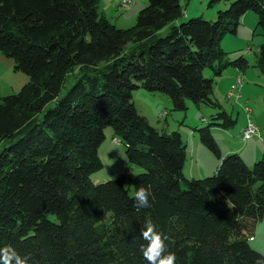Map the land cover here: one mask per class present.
I'll list each match as a JSON object with an SVG mask.
<instances>
[{"label": "trees", "instance_id": "16d2710c", "mask_svg": "<svg viewBox=\"0 0 264 264\" xmlns=\"http://www.w3.org/2000/svg\"><path fill=\"white\" fill-rule=\"evenodd\" d=\"M98 1L0 0V52L29 77L0 97V248L13 247L27 264H148L141 249L150 220L174 264L264 261L249 242L264 218V154L249 165L238 152L223 153L208 124L198 128L200 140L219 163L211 175L187 177L181 133L155 128L133 99L144 87L167 95L173 110L185 112L187 100L210 104L221 126H233L214 77L248 62L230 60L220 41L249 10L264 37V0H208L229 5L215 20L179 24L180 0H148L124 28ZM256 65L264 73V41ZM108 126L139 167L135 176L91 177L103 165ZM140 186L153 192L147 208L134 203Z\"/></svg>", "mask_w": 264, "mask_h": 264}, {"label": "rangeland", "instance_id": "374dc122", "mask_svg": "<svg viewBox=\"0 0 264 264\" xmlns=\"http://www.w3.org/2000/svg\"><path fill=\"white\" fill-rule=\"evenodd\" d=\"M183 6L182 15L177 24L193 17L203 16L209 20H215L219 9L227 8L229 2H219L208 6V0H180ZM148 0H99L98 10L103 13L112 23L118 27H129L135 24L139 11L147 4ZM216 16H212L213 12ZM186 12H188L186 14ZM166 27L162 34H165ZM264 37L257 26L256 14L249 10L245 12L237 27L236 33H227L220 41L221 47L227 52L230 60L239 56L247 59L248 64L244 68H237L229 64L219 76L214 77V96L235 119L233 126L224 128L219 123V109L205 103L197 104L187 100V109L173 110V104L167 95L161 92H151L144 87H138L133 91V99L138 112L146 116L149 122L157 129L167 131L178 130L187 147V156L183 172L185 176L195 178L196 176H207L214 173L219 163L218 157L211 152L200 140L199 127L210 124L213 137L218 143L220 150L226 152H238L252 165L255 160L264 154V73L256 65L259 56L260 45ZM12 58L0 52V97L13 94L29 80L27 74L13 69ZM77 69L68 78L61 94L71 84ZM237 72V73H236ZM207 77L213 76L210 68L204 70ZM240 74L242 84L229 90L236 82V76ZM238 93L242 97L238 99ZM250 108V119L258 127L259 135L249 139L242 138V130L248 119L245 107ZM105 139L100 144L98 153L102 160V167L92 173L91 177L96 181L108 180L128 173L135 176L139 167L131 164L125 152L123 143L114 142L117 137L111 127H106ZM201 178V177H199ZM129 192L133 193V185L128 180ZM250 245L264 255V218L255 224L252 237L249 238Z\"/></svg>", "mask_w": 264, "mask_h": 264}, {"label": "clouds", "instance_id": "9594fccd", "mask_svg": "<svg viewBox=\"0 0 264 264\" xmlns=\"http://www.w3.org/2000/svg\"><path fill=\"white\" fill-rule=\"evenodd\" d=\"M133 195L135 206L138 209L150 206L153 196L150 186H140ZM142 237L147 241L141 251L148 264H174L175 253H165V240L150 220L146 222ZM0 264H27V258L21 257L13 247L5 246L0 248ZM257 264H264V261L258 260Z\"/></svg>", "mask_w": 264, "mask_h": 264}, {"label": "built area", "instance_id": "2783aa9c", "mask_svg": "<svg viewBox=\"0 0 264 264\" xmlns=\"http://www.w3.org/2000/svg\"><path fill=\"white\" fill-rule=\"evenodd\" d=\"M242 84V78L241 76H237L236 78V82L234 83V85L232 86L231 90L229 91V95L232 94V89L234 87H240ZM240 95V94H238ZM246 108V111H247V106L245 107ZM247 115H248V119H247V122H246V131L241 133V135H248V139L253 137V132H252V125H253V122L251 121L250 117H249V112L247 111ZM114 142H115V137L113 138Z\"/></svg>", "mask_w": 264, "mask_h": 264}, {"label": "bare ground", "instance_id": "6f19581e", "mask_svg": "<svg viewBox=\"0 0 264 264\" xmlns=\"http://www.w3.org/2000/svg\"><path fill=\"white\" fill-rule=\"evenodd\" d=\"M247 111L249 112V116H250V114H251L250 108L247 107ZM245 131H246V126L243 128L242 133L245 132ZM252 132H253V136L254 135H259L258 127L254 123L252 125ZM242 138L243 139H248V135H242ZM115 142L119 143L120 139L119 138H115Z\"/></svg>", "mask_w": 264, "mask_h": 264}, {"label": "crops", "instance_id": "0c3cea01", "mask_svg": "<svg viewBox=\"0 0 264 264\" xmlns=\"http://www.w3.org/2000/svg\"><path fill=\"white\" fill-rule=\"evenodd\" d=\"M188 12H186V14H187ZM237 73V72H236ZM237 76H240V74H238ZM237 76H236V78H237ZM231 90V89H230ZM229 90V91H230ZM232 94H233V92H232ZM232 94H231V96H232ZM238 94H240V95H237L238 96V99H240V97H242V94L241 93H238ZM251 115V114H250ZM250 117V116H249ZM252 121V120H251ZM253 122V121H252ZM254 123V122H253ZM196 177H201V176H196Z\"/></svg>", "mask_w": 264, "mask_h": 264}]
</instances>
